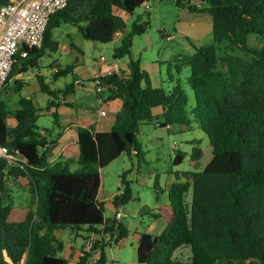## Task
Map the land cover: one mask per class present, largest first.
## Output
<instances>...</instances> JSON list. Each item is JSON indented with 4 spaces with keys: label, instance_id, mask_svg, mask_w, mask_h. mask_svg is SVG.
I'll list each match as a JSON object with an SVG mask.
<instances>
[{
    "label": "trees",
    "instance_id": "trees-1",
    "mask_svg": "<svg viewBox=\"0 0 264 264\" xmlns=\"http://www.w3.org/2000/svg\"><path fill=\"white\" fill-rule=\"evenodd\" d=\"M6 1L0 0V6ZM150 1L68 0L66 8L49 19L41 48L16 58L6 82L28 70L39 72V60L58 50L53 32L68 25L94 43L110 44L118 36L120 44L113 57H127L129 62L126 75L100 78L107 99L121 101L120 111L109 132L78 128V168L74 171L67 162L49 165V140L33 122L10 137V116L20 125L41 112L31 98L20 95L23 80L14 81L15 110L0 98V146L18 159L15 164L0 161V264H68L60 255L63 244L54 236L55 231L67 228L98 237L77 264H88L94 253H98L94 264H106L104 250L112 243L117 251L122 250L129 230L105 217L101 171L123 153L135 156L137 167L145 161L136 140L145 123H155L168 132L173 126L180 132L191 130L194 124L207 137L211 157L202 171L173 173L175 181L168 193L171 218L156 237L133 233L137 263L264 264V0H200L204 8L190 0H174L179 9L211 17L212 43L194 46L191 55L179 58L175 74L168 65L169 91L153 86L140 61L131 56L133 37L145 34L141 19L125 34V19L118 15H132ZM250 36L262 45L249 47ZM184 66L189 69L187 84L194 98L191 108L179 77ZM50 67L56 69L55 78L63 72L56 64ZM64 71L72 75V82L58 91L50 90L43 76H36L40 91L50 98L46 112L73 92L76 76L70 67ZM155 109L161 112L154 115ZM51 115L60 127L57 111ZM201 157L202 150L193 147L190 161L196 163ZM183 159L176 151L172 165H180ZM127 174H121L118 194L112 200L117 209L136 200ZM10 178L27 180L34 206L19 222L9 221L12 207L4 201L5 179Z\"/></svg>",
    "mask_w": 264,
    "mask_h": 264
},
{
    "label": "rangeland",
    "instance_id": "rangeland-1",
    "mask_svg": "<svg viewBox=\"0 0 264 264\" xmlns=\"http://www.w3.org/2000/svg\"><path fill=\"white\" fill-rule=\"evenodd\" d=\"M193 5L199 7H206L200 0H190ZM145 6L137 8L132 15H122L125 19V34L130 31L132 23L138 18L141 19V23H145V34L142 36H135L132 39L131 56L134 60H139L141 68L147 72L151 84L155 87H162L166 91L172 88V84L167 77L168 65L171 66V71L175 74L176 62L179 58H185L194 52V46H206L212 43L211 33V17L207 14H191L186 10H182L176 7L174 0H153L147 2ZM198 27L201 29V35L195 36L194 31L189 26ZM181 35H180V34ZM149 38L151 44L147 46V39ZM53 38L58 41L59 47L55 53H47V55L39 60V72L28 70L24 74L23 82L26 83L25 90L21 96L26 99L31 98L36 108L43 111L38 113L39 116L33 121H29L23 124H17L10 116L7 120L8 127H11L12 133H17L20 130L26 129L27 125L34 123L38 129H46L48 131L57 132L58 128L54 125L53 116L45 112L47 102L50 100L46 93H42L39 89V84L34 74H42L45 83L50 90L58 91L63 90L67 85L72 82V75L65 73L68 67L76 75V77H82V73H86L87 76L96 75L98 72V61L103 58L105 64L115 62L118 69L126 66L129 59H115L113 57L114 49L120 44V39L117 36L110 44H100L91 41L84 40L76 28L68 25H61L57 30L53 32ZM262 43L258 42L254 36L248 38L249 47H259ZM51 64H56L59 70H63L62 74L55 78L53 72L50 69ZM104 64V65H105ZM180 80L182 88L187 97L188 108H191L194 104V98L190 87L187 84V78L189 76V69L187 67H181ZM120 73V72H119ZM121 74V73H120ZM30 77V79H28ZM92 77V78H93ZM14 81L10 79L5 89L0 93V98L3 99L11 111L16 109V103L18 95L14 93ZM84 88L87 87V83H84ZM74 93L77 100V105H82L91 108V104L94 103V110L98 111L99 107L95 103L94 94L88 89H80L76 87ZM105 97H107V94ZM21 94V93H20ZM158 110V109H155ZM156 113V112H154ZM158 113V111H157ZM183 131H179L178 126H173L172 131L168 132L164 128H159L155 123H145L140 128L136 135V140L140 145L141 150L145 154V161L137 167V158L135 156L129 157L123 153L115 161L111 162L102 171L104 184V197H105V215L110 216L111 210L108 201L118 193L117 190L120 187V176L123 172L127 171V179L131 182V189L134 197L139 196V201L135 200L130 202L122 210L124 219L123 224L128 227L131 235L125 240V245L122 250L117 251L114 244L107 246L104 250L106 257V264H138L136 261V245L132 238L133 231L144 233L148 228V221L151 219L147 216H140L137 209L142 208L145 204L150 206L152 203V192H154L153 181L155 174H158V183L163 184L164 181H173L171 173H191L199 172L204 169L211 157V150L208 145L207 137L204 133L197 129L192 124V129L188 130L183 128ZM40 132V130H39ZM43 134V133H42ZM192 141H196L199 144L191 145ZM193 147H198L202 150L201 159L192 163L190 161V153ZM176 151L184 155L182 163L176 167L172 165L174 161ZM18 161V159H16ZM78 165L70 164V170L77 169ZM180 176V175H179ZM151 178L149 183V189L141 187V181L147 182ZM7 192L5 194V203L11 205L12 211L9 217L10 222L22 221L26 212L29 209H34L31 203V195L29 192L26 179H19L14 181L13 179H5ZM148 181V182H149ZM163 187V185L161 186ZM187 201L191 199V192L187 194ZM109 204V203H108ZM138 211V210H137ZM75 233L79 235H88L83 231H73L67 228L62 231H58L57 235L60 236L61 241L65 246L73 244L75 241L76 250L81 243V240L75 236ZM184 257L186 259L188 252L183 250ZM95 254H93L89 260V264L95 262Z\"/></svg>",
    "mask_w": 264,
    "mask_h": 264
},
{
    "label": "crops",
    "instance_id": "crops-1",
    "mask_svg": "<svg viewBox=\"0 0 264 264\" xmlns=\"http://www.w3.org/2000/svg\"><path fill=\"white\" fill-rule=\"evenodd\" d=\"M118 15H120V13H118ZM120 16H122V15H120ZM189 27L192 28L194 31V34H195L194 38L196 36L199 37L201 35V29L200 28L192 27V25H190ZM211 27H212V23H211ZM115 39H117V38L115 37ZM105 62L106 61H104V62L98 61V72L96 73V75H94V77L99 75V74H106L109 71H112L113 73H117L119 75H126V66L122 67V69L121 68L118 69L116 67L117 64L115 62L108 63V64H105ZM50 69L53 72L56 71L55 68L50 67ZM41 75L42 74H40V73L34 74V78L36 76H41ZM92 77L93 76H87L85 71H84V73H82V77H80V79H79V77H76V81L85 82L87 80L92 79ZM12 79L23 80L24 75H16ZM28 79H30V77H28ZM25 85H26V83L22 86L21 91H20V93H21L20 95L23 94L25 87H26ZM83 85H84V83H83ZM83 85L80 84V85H75V86L80 87V89H83V90L87 89L86 87L84 88ZM75 86L73 88L72 93H70L69 95H67L64 98H61V101L59 102L60 105L57 108H51L50 112H48V113L52 114V112L57 111L58 122L60 125V127H58V131L54 132V133L52 131H50V133L45 134L44 130H46V129H39L40 133L41 134L43 133L42 135H46L48 140H49L48 152H47L49 165H53L59 161L75 164V161H76V158L78 155V149L76 146L78 128H81V127L87 128L93 133L109 132L111 130L113 124H114L116 114L120 111L121 101L119 99L108 100L107 97H105L104 93L101 94L100 97H98V95H96V94H92V96L95 98V103L99 107L98 111L94 110V105H95L94 103L91 104V106H90L91 108H87V107L83 106L82 103H81V105H77V100H76V96L74 93ZM99 98L102 99V101H103V103L101 105H99V103H98ZM101 111H104V113H105L103 116L100 114ZM157 111H158V113H157ZM42 112L43 111H41L39 113L43 114ZM154 112H156V113H154ZM160 112H161L160 109L153 110L154 115H158ZM38 116H39V114L37 115V117ZM9 129H11V127H9ZM14 134L15 133H12L10 130V137H13ZM171 174L173 176V173H171ZM157 178H158V174L156 173L154 181H153L154 192H152L153 193L152 194L153 195L152 196V203L150 204V206L145 204L144 206H142V208L137 209L138 211L136 210V212L134 213V216L138 212V214L140 216H142V217L147 216L148 218L151 219L150 221H148L149 222L148 228L144 233H139L136 231H133V233L148 234L151 237H156V236L160 235L162 233V231L166 228V226L168 224V220L171 218L168 193H169L171 185L175 181V178L173 176V178H172L173 181H164L162 184L163 187H161L162 185H160L158 183ZM149 180H151V178H149L148 181ZM148 181L147 182L141 181V187H145V189H149L150 181L149 182ZM27 184H28V182H27ZM117 192H118V190H117ZM135 198L138 201L140 200L139 196H137ZM112 200L108 201L109 204L107 203V205H109V209L111 210V214H110V216L105 215V217L107 220H110V222H112L111 220L115 219L116 221L123 223L122 219H124L125 215L123 218H120V219H116L115 215L117 212L122 213V210H124V209H122L121 207L118 209L115 208L112 204ZM102 201L104 203V208H105V205H106L105 201L106 200L104 197V189H103ZM151 215H155V217H152ZM127 229H128V227H127ZM58 231H62V230L55 231L54 236L58 241L62 242L60 239V236L57 235ZM64 231H65V229H64ZM133 233H132V238H133ZM129 235H131L130 230H129ZM75 236L81 240V243L78 246L77 250L75 247V245H77L75 241H73L74 242L73 244L71 243V244H68L67 246H65L62 242L63 250H62L60 255L68 261V264H77L78 263V260L82 256V253L84 250L83 247H84L85 239L88 235L83 236V235H79V234L75 233ZM94 254H95L94 259L96 261L98 259V253H94ZM237 264H247V263L246 262H237Z\"/></svg>",
    "mask_w": 264,
    "mask_h": 264
},
{
    "label": "built area",
    "instance_id": "built-area-1",
    "mask_svg": "<svg viewBox=\"0 0 264 264\" xmlns=\"http://www.w3.org/2000/svg\"><path fill=\"white\" fill-rule=\"evenodd\" d=\"M67 2L68 0H7L0 6V93L6 86L16 58H25L28 50L41 48L49 19L56 12L65 9ZM99 61L105 60L100 58ZM112 73L109 71L99 74L85 82L76 81L75 85L87 83L86 88L89 91L94 94L103 93L105 89L101 86L100 78ZM98 103L101 105L102 99L99 98ZM100 114L103 116L105 113L101 111ZM16 159L7 154L5 147L0 146V161L6 160L9 164H15ZM115 217L120 219L124 215L117 212ZM97 238L90 234L85 239L83 252L90 251Z\"/></svg>",
    "mask_w": 264,
    "mask_h": 264
},
{
    "label": "water",
    "instance_id": "water-1",
    "mask_svg": "<svg viewBox=\"0 0 264 264\" xmlns=\"http://www.w3.org/2000/svg\"><path fill=\"white\" fill-rule=\"evenodd\" d=\"M143 25H144V28L146 27V24L145 23H143ZM146 39H147V46H149L150 44H151V42H150V40H149V38L148 37H146Z\"/></svg>",
    "mask_w": 264,
    "mask_h": 264
}]
</instances>
